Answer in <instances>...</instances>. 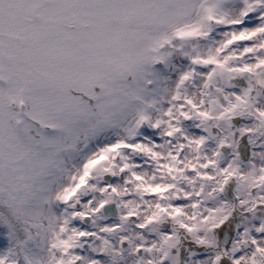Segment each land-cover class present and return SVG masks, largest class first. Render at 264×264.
I'll return each mask as SVG.
<instances>
[{
	"label": "snow or ice",
	"instance_id": "1",
	"mask_svg": "<svg viewBox=\"0 0 264 264\" xmlns=\"http://www.w3.org/2000/svg\"><path fill=\"white\" fill-rule=\"evenodd\" d=\"M0 264H264V0H0Z\"/></svg>",
	"mask_w": 264,
	"mask_h": 264
}]
</instances>
